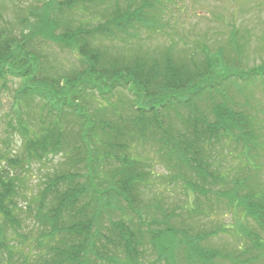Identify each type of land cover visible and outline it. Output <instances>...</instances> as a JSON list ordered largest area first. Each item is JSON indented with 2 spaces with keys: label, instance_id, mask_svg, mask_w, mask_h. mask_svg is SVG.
<instances>
[{
  "label": "trees",
  "instance_id": "16d2710c",
  "mask_svg": "<svg viewBox=\"0 0 264 264\" xmlns=\"http://www.w3.org/2000/svg\"><path fill=\"white\" fill-rule=\"evenodd\" d=\"M5 7L0 82L19 83L8 127L20 145L0 154V264H143L150 254L148 264H214L200 242L219 229L194 232L188 220L222 204L264 230V189L251 173L261 143L244 89L233 93L235 75L215 70L234 63L224 49L149 45L141 34L164 27L162 0H42L13 4L10 15ZM52 47L71 55L70 67ZM122 90L133 97L127 107L100 105ZM225 147L244 168H221ZM55 158L26 192L27 172ZM159 163L166 174L152 170ZM159 179L178 186L186 206L152 200ZM246 236L257 254L235 259H263L264 241Z\"/></svg>",
  "mask_w": 264,
  "mask_h": 264
},
{
  "label": "rangeland",
  "instance_id": "374dc122",
  "mask_svg": "<svg viewBox=\"0 0 264 264\" xmlns=\"http://www.w3.org/2000/svg\"><path fill=\"white\" fill-rule=\"evenodd\" d=\"M42 0H0L7 3L4 14L10 15L13 4H38ZM163 15L162 22L164 27L159 32L143 31L141 37L146 42L154 46L166 47L172 44L176 52H190L207 48L215 54L218 49H224L226 59L234 61L228 63V67L219 64L216 66L221 73L235 75L233 80V93L238 88L244 89L243 94L248 99V110L254 116L255 127L260 145V156L255 161L252 174H255L256 181L264 189V0H162ZM234 43L238 49V55L235 54L229 45ZM229 44V45H228ZM53 58L65 69L70 67L72 57L68 53L59 51L52 47ZM225 74V75H227ZM246 74V75H245ZM251 80L248 84L241 78ZM252 78V79H251ZM249 81V80H247ZM253 81V83H251ZM251 83V84H250ZM7 85L3 87L0 82V154H12L18 150L20 138L8 127L10 121H13V107L15 105V91L18 87V80H8ZM245 92V93H244ZM242 95H236L235 101L239 104L243 102ZM102 107H127L133 102V97L127 91H116L113 96H109L106 101H100ZM33 104V103H32ZM33 110L38 112V104L34 103ZM96 107L93 106V110ZM250 108V109H249ZM14 124V123H13ZM228 147L223 150L221 168L225 171L234 172L244 168V162H240L239 157H234V152ZM230 152V153H229ZM232 154V155H231ZM58 158L44 166L36 165L27 173L26 192L36 189L38 182L42 179L45 171H50ZM162 164L153 165V171L156 174H166ZM39 170V171H38ZM182 190L178 186L168 187L164 181L159 179L151 191L152 200L162 198L166 204L164 208L172 209L174 205L186 206ZM149 199V203H150ZM215 213H210L207 217H201L198 220H188V224L193 225L194 232L208 233L211 230L217 231L216 235L209 236L200 246L209 253L214 252V264H264V258L251 262H242L236 260L235 255L239 251H247L240 259L255 257L256 251H248L251 241L246 235L259 237L264 241V230L258 227L255 222L244 216L240 209L229 211L226 207L220 205ZM241 208V207H239ZM183 216V212H181ZM180 214V215H181ZM221 228L226 230L221 231ZM171 246V244H169ZM175 259L181 258L178 252L175 253ZM252 257V258H253ZM155 257L151 254L147 256L148 264ZM161 264V263H158Z\"/></svg>",
  "mask_w": 264,
  "mask_h": 264
}]
</instances>
